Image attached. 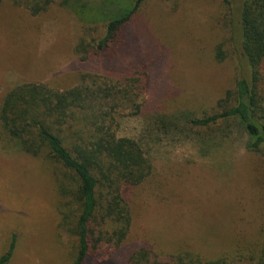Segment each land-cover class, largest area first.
Here are the masks:
<instances>
[{"label": "rangeland", "instance_id": "374dc122", "mask_svg": "<svg viewBox=\"0 0 264 264\" xmlns=\"http://www.w3.org/2000/svg\"><path fill=\"white\" fill-rule=\"evenodd\" d=\"M41 1L48 7L33 13L34 0H0V111L22 84L66 90L84 77L104 88L124 76L140 79L133 97L141 112L118 104L113 128L141 142L153 171L128 196L132 224L124 244L109 260L92 253L84 264H127L144 245L175 261L251 264L264 250V153L247 149L236 118L192 123L220 110L240 73L224 0H146L101 53L95 46L105 21L131 0ZM145 81L157 89L145 91ZM116 102H97L94 111ZM47 154L21 151L0 118V257L16 238L8 264H75L78 239L70 229L78 202L63 192L75 182Z\"/></svg>", "mask_w": 264, "mask_h": 264}, {"label": "trees", "instance_id": "16d2710c", "mask_svg": "<svg viewBox=\"0 0 264 264\" xmlns=\"http://www.w3.org/2000/svg\"><path fill=\"white\" fill-rule=\"evenodd\" d=\"M145 1L131 0V5L119 8L105 21V35L96 41L97 53L116 40ZM224 2L240 51V73L235 88L218 101L220 110L193 118L192 123L209 126L222 119L236 118L248 135L247 149L264 153V0ZM30 3L33 13L49 5V1L41 0ZM219 58L223 61L225 56ZM87 79L84 77L81 84L66 90L45 83L16 86L5 96L0 111L4 128L17 139L21 151L33 156L47 152L49 158L71 171L75 186L66 187L63 192L78 202L70 229L78 239L75 264H84L92 253L101 256L100 261H107L124 244L132 224L128 196L153 171L141 142L118 136L113 128L116 118L112 113L118 104L131 105L133 114L141 112L133 97V93L136 97L141 93L136 89L140 79L124 76L118 85L108 88L96 87L97 82L89 84ZM144 84L148 92L158 87L148 89L147 81ZM109 99L118 101L110 111L103 108L94 111L95 103ZM78 119L89 123L90 128H75ZM15 246L14 237L9 251L0 257V264L10 262ZM151 248L144 245L136 249L127 264H238L225 257L205 262L197 257L175 261L154 256ZM251 260V264H264V250Z\"/></svg>", "mask_w": 264, "mask_h": 264}]
</instances>
